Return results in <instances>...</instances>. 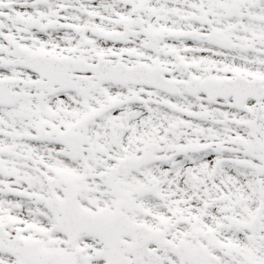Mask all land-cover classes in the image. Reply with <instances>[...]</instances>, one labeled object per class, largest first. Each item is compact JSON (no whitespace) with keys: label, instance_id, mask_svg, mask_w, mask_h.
I'll return each instance as SVG.
<instances>
[{"label":"snow or ice","instance_id":"6c2138e0","mask_svg":"<svg viewBox=\"0 0 264 264\" xmlns=\"http://www.w3.org/2000/svg\"><path fill=\"white\" fill-rule=\"evenodd\" d=\"M0 264H264V0H0Z\"/></svg>","mask_w":264,"mask_h":264}]
</instances>
